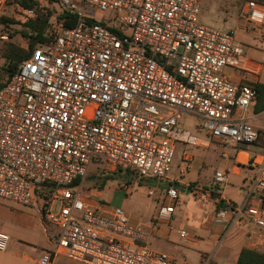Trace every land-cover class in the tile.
Wrapping results in <instances>:
<instances>
[{"label":"built area","instance_id":"1","mask_svg":"<svg viewBox=\"0 0 264 264\" xmlns=\"http://www.w3.org/2000/svg\"><path fill=\"white\" fill-rule=\"evenodd\" d=\"M20 1L0 0V17L33 16ZM56 1L61 11L47 42L19 62L0 89V198L36 208L55 228L54 251L38 264H51L55 255L86 264H192L150 251L146 232L133 227L120 208L83 200L81 186L91 162L102 163L103 175L125 170L132 179L165 182L176 144L256 143L261 133L253 130L246 111L255 106L257 92L249 84H233L224 73L250 71L245 46L236 43L233 30L199 25L198 0ZM63 11L75 17L71 27L59 19ZM239 17L242 33L264 40L263 5L247 1ZM0 40H8L4 31ZM184 114L201 120L197 132L204 136L179 126ZM181 162L184 173L192 162L187 150ZM250 165L255 173L243 203L223 205L213 221L221 239L235 228L248 241H258L251 250H259L264 154ZM213 182L224 184L226 173L215 172ZM193 193L212 200L202 188ZM182 205L174 184L167 183L157 220L168 221ZM175 233L188 239L183 229ZM8 243L0 231V252Z\"/></svg>","mask_w":264,"mask_h":264},{"label":"rangeland","instance_id":"2","mask_svg":"<svg viewBox=\"0 0 264 264\" xmlns=\"http://www.w3.org/2000/svg\"><path fill=\"white\" fill-rule=\"evenodd\" d=\"M198 1L200 10L197 16V23L199 25L222 32L235 31L236 43L246 46L248 56L262 64L261 74L254 84L258 89L255 106L246 111V118L252 117L248 122L254 131L261 133L259 145L264 146V40L253 39L242 33L240 31L241 19L239 17L245 2L254 1L264 6V0ZM36 3L37 6L34 7V14L45 13L43 9L51 11V15L46 24V34L48 35L51 31L49 26L55 21V17L60 13L61 7L56 0H50V2L48 0H36ZM26 19L27 17L24 16L23 12H20V15H14V22L9 20L5 24H0V31H4L8 35L7 41L0 40V67L6 63L2 52L9 44L27 49L29 39L28 37L22 36V33H24L23 35L29 36L32 35V32L24 26ZM224 73L227 75L232 73V71L226 68ZM178 124L181 128L190 131L192 134L197 136L201 135L197 132V129L201 126V120L197 117L184 114L178 120ZM183 150H187L190 155L193 154L196 163L202 162L204 164L203 169L198 173V177L199 180L208 182L217 166L216 163L213 161L210 162L209 159L222 152L221 146L215 148L213 144L207 150H196L194 148H187L182 144H176L170 175L179 172ZM249 150L254 152L252 149ZM225 151H227V148ZM101 169L102 163L91 162L87 169V176H97L101 172ZM124 176L122 172L116 171L113 179L107 180L103 189L100 187V180L85 177L81 186L85 194L83 200H89L97 206L102 204L107 208H120L133 227L150 233L149 241L146 245L150 251L163 253L168 256L175 253L172 255L176 259H185L192 264H199L200 260L206 257L210 258L212 264H235L237 254L241 248H250L251 250L253 245L258 243V241H248L235 228H232L222 239L220 229L216 242L210 240L213 224L209 226V223L206 224L203 220L200 221L199 217L204 213L198 210V206L204 209L203 205L207 204V202L196 194L192 196L188 194L190 191H193L192 185L194 184L192 182H185L190 186V190L179 184L174 185L178 191V198L182 200L183 205L180 207L176 206L171 219L166 221L165 219L157 220V212L164 203V188L166 182H156L150 178H143L139 179L144 181L139 186L138 179H132L130 175L126 176V178ZM187 178L193 179V175L189 174ZM181 190H183V193ZM88 192L89 199H86ZM17 207L21 206L0 198V224H10L14 228V208ZM35 210L37 209L35 208ZM45 225L51 229L49 234L55 233V228L46 223ZM214 225L217 228H221L216 224ZM156 229H158V232ZM177 229L185 230L188 234V239H180L175 233ZM217 239H220V241H217ZM194 240L199 242L198 245L193 244ZM258 249L255 251L264 253V247H259Z\"/></svg>","mask_w":264,"mask_h":264},{"label":"crops","instance_id":"3","mask_svg":"<svg viewBox=\"0 0 264 264\" xmlns=\"http://www.w3.org/2000/svg\"><path fill=\"white\" fill-rule=\"evenodd\" d=\"M245 48L246 58L251 61V64H249L248 66V69L250 71L246 72L230 69L232 73H229L227 75L233 84L245 83L253 86L257 82V78L261 74L262 64L250 58L247 54V47L245 46ZM248 119L251 120L252 117ZM260 139L261 135L256 143L239 147L223 145L217 140H212L207 148H194L196 150H207L213 144L215 148H217L218 146H221L222 148V152H220L217 156H213L209 159L210 162L213 161L217 166L215 167L213 174L209 178L208 182L199 180L198 173H200V171L203 169L204 164H202V162L196 163L193 154H191L192 162L189 168L184 173H180L179 169V172L177 174L170 175V173L172 172L171 171L165 181L166 184L172 183L176 185L179 184L180 186H185L188 190H190V186L185 182L190 181L192 182V184H194L192 185L193 191H195L196 188H202L210 193L212 200L203 205L204 209L198 206V210L204 213L199 217L200 221L203 220L204 222H206V224L209 223V226L213 224L210 234V240H212L213 242H216V238L218 237L219 231L221 229L219 227H215L214 225V205L216 204V201H214L213 199L216 198L220 200V202H222L225 206H239L243 203L250 181L255 173V169L251 167L250 163L254 156L264 154V146L259 145ZM249 146L250 148H248ZM226 148L227 151H225ZM249 149H252V151L254 152H251V150ZM180 165H182V162L180 163ZM215 172L226 173V182L224 184L216 185L213 182V175ZM189 174L193 175V179L187 178ZM193 191L189 192L188 194L192 196L194 194ZM181 192L183 193V190H181ZM253 201L256 204H261L257 199H253ZM14 213V228H12L10 224H0V231L7 234L9 237V243L6 251L0 252V264H38L39 259L43 255L47 253L51 254V252L54 251L55 245L53 243V236L55 235L56 230L55 233L49 234V231H51V229L45 225L40 217L39 212L35 210V208L17 207L14 208ZM156 231L158 232V229H156ZM144 232H146L150 236L149 232ZM198 243L199 242L197 240L193 241L194 245H198ZM172 254L170 257L178 262L185 260L176 259ZM51 264L86 263L71 261L63 255H55L53 258H51Z\"/></svg>","mask_w":264,"mask_h":264},{"label":"trees","instance_id":"4","mask_svg":"<svg viewBox=\"0 0 264 264\" xmlns=\"http://www.w3.org/2000/svg\"><path fill=\"white\" fill-rule=\"evenodd\" d=\"M48 1L50 2V0ZM20 3L23 8H30L33 10V12L35 10L34 7L37 6L36 0H21ZM43 10H45V13L33 14V16L31 17H27L26 22L24 23V26L30 29L32 32V35L29 36L23 35L24 33H22V36L28 37L29 39L27 49H22L13 44H9V46L3 50L2 56L5 59L6 63L2 67H0V89L16 72L19 62L24 59H27L36 46L47 42L48 39L46 34V24L48 18L51 15V11L48 9ZM59 19L63 20L64 27L68 28L73 25L75 17L73 15L68 14L66 11H63V13H61V15L59 16ZM9 20L14 22V18L7 20V18L5 17H0V24H5ZM252 87L256 90L258 94L257 86L253 85ZM117 172H122L123 175H125L124 178H126V176H129V174L125 170H117ZM115 174L116 171L112 174L107 175H103L100 172L97 176L93 175L91 177H87L100 180V187L103 189L107 180H112ZM142 182L144 181L138 180L139 184ZM139 186H141V184ZM222 206V202H219V204H215L214 212L216 213V211ZM235 264H264V253L260 251L241 248L237 254Z\"/></svg>","mask_w":264,"mask_h":264}]
</instances>
